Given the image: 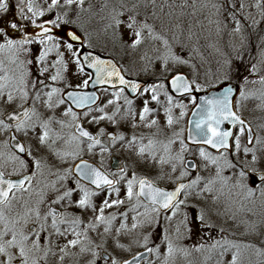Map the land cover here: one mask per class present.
Listing matches in <instances>:
<instances>
[{
  "label": "snow or ice",
  "instance_id": "obj_1",
  "mask_svg": "<svg viewBox=\"0 0 264 264\" xmlns=\"http://www.w3.org/2000/svg\"><path fill=\"white\" fill-rule=\"evenodd\" d=\"M155 0H153V3ZM85 0H64L61 4V0H51L48 5L47 11L51 12L53 9H64L63 12H58L54 19L41 20L37 22V18H42L45 15L44 10H42L38 5H35L33 0H20L16 4V10L19 12V16L16 17L12 15L9 17L11 11L10 0H0V53H9L10 61L17 64L19 67H23L25 64L33 63L32 60L25 59L20 60V56L24 54H31V48L28 47L34 43L42 45L35 56V61L39 65L36 69L37 76L36 79L32 81L31 88L33 89V99L31 101V106H25L29 101L28 92V80L27 77L31 75L30 72H21L19 76V84L23 87H17L16 91L20 93L19 100L20 104L18 107L12 108L11 111L8 109L16 103L17 97L13 95L12 91H8L5 95V88H7L8 83L12 81V77L8 75L0 76V132L8 134L9 140L4 143L3 147L6 152H0V157L6 156L8 160L19 165L22 176L19 179L13 180L10 178H5L3 171H0V264H49V257H55L58 253L55 249H59V261L58 264H64L66 256L76 255V253H71L70 249L79 248V255L90 253V258L85 261V264H143V253L139 255H134L132 259H122L117 260L113 257V251H109L108 237L113 232L115 227L114 221H116V214L109 216L104 215L105 208H112L114 205H122L123 200L114 199L111 200L112 193L115 192L117 197L119 196L120 189L116 187L120 183L119 180L110 179L109 175L103 172L100 168L93 166L87 160L81 159L79 163H75L72 167L65 168L62 173H54L57 175L59 181H67L70 178L74 180V187L63 184L61 187H56L55 182L51 185H45L49 187L53 195L49 196L48 193L41 189L37 195L39 199L34 202V205L30 203V200H24L23 196L19 197L22 201L21 209L15 210L13 201L18 198L15 196V192H32L33 189L32 181L36 178L37 174H43V167L47 166L51 173V169L54 165L42 164L44 156L41 155L39 159L33 157L31 163L24 157L32 156L33 148L29 147L17 136V133H23L28 136L29 132L37 133V120L39 116L35 108V101L41 100V90L43 88L49 87L47 83V77L44 74L49 71L48 67L44 66L46 63V58L53 51L57 53V59L54 61L53 66L56 67V72L51 76V81L55 82L62 79V72L67 70L68 63L65 59V54L67 53L71 60L76 64L78 71L84 73L85 68L93 69L94 76L89 75L87 79L82 81V84L77 85L78 89H73L66 93V96L62 93L60 88H52L50 92L44 93L47 96L45 103L48 108L53 107L52 96L57 94L60 98L58 100L59 104H67L64 115L71 116L73 124L76 129V133L72 135V140L76 142V150L72 152L61 153L52 149L56 156H58L61 161L67 162V157L71 156L73 159L79 157L82 148L80 145L87 141L88 150L92 151L96 146L101 147V152L107 151L108 149L101 144L100 139L97 136L92 135L87 131L80 121V116L77 112L73 110V106L76 109L86 108L88 111L84 112V116L87 117L89 112L92 111V105H94L98 99L96 94L88 93L82 89H87L89 87L90 81L94 79L95 84H111L113 88L117 87L114 82L118 81L120 87L119 91L114 92L115 100H109L108 105L114 104L119 101L121 94L124 92L125 87L131 89L132 93L145 94L151 92V99L159 103V91L165 89V84H153L150 87H144L141 91V85L129 80H126L120 73V69L116 67L111 61L101 59L99 56L92 55L91 53L82 54L77 50L76 42L83 40L82 35L77 30L82 28V24H77L80 19L81 14L85 11L84 9ZM76 6L75 9L73 6ZM138 5L133 4V9ZM107 7V4L104 5ZM121 9L126 8L120 0ZM211 7L215 9V15L222 16L224 11H227L228 18L235 23V28L233 29L236 33L242 32L241 21L237 18L246 7L241 0L239 9L237 12V5L235 0H227V3L216 2L212 3ZM255 7L257 9H262L261 18L264 19V0H258ZM89 11L91 10V5L89 6ZM75 11V19L71 18V14ZM124 11L117 10L115 7L112 9V16L110 23L107 27L112 29H118L122 25L129 30L132 48H136L142 43L143 32L145 29L148 30L149 35H153L154 27L146 22H139L136 15H129L127 20L122 19L124 16ZM251 14H249L250 16ZM63 17V19H62ZM248 17H245L247 19ZM223 21L217 19L215 23L218 28ZM259 22L252 20V24L255 26ZM62 25H75L71 30L65 31L63 36H58L54 30L59 29ZM226 26V25H225ZM34 29L35 31L29 32V29ZM12 33H19V37H15ZM67 39H64V37ZM154 39L159 38L153 36ZM167 46L168 41L164 40ZM63 48V51H61ZM171 59L176 62L186 63L178 56H172ZM237 59H243L242 56L238 55ZM169 57H164V68L167 71ZM251 71L255 73L257 71L256 65H253ZM0 72H6L4 68L3 60H0ZM247 77L244 78V83H248ZM252 83H257V81H252ZM258 83L264 85V77H261ZM171 87L175 89L177 93L181 95L187 94L191 103L197 105V96L193 95L194 92L206 91V86L195 80H189L186 76L182 74H177L171 79ZM233 94L234 89L231 86H226L223 89L222 94L207 96L205 95L196 107V111L193 112L192 124L194 127L188 130V139L193 143L198 145H211L213 149L223 150L219 152L218 155H211L203 147L199 149V155L206 162H211L212 165L217 167V171L214 178H211L205 183L204 188L199 190V185L202 181V177L197 175L194 179L184 182V178L190 175L193 170L199 171V167L192 161H188L184 157V153L187 150V145L184 143L183 139H180L182 132H177L173 134V138H169L167 143L159 142L162 145L164 155L158 157L157 152V141L149 140L147 145L141 144L139 148V154L143 156L145 152L151 156L153 162H157L163 169L165 164H170L172 169V174L177 172L180 168L179 176L176 177L177 184L174 190L168 191L162 188L156 187L154 183L146 178H137L133 174L131 179L126 181L127 183V199L129 201L133 200L135 197V205L133 210H136L141 206L145 208V211L138 213V216L145 217L144 221H138L136 217H133L134 223L131 225V229H135L138 226H143L144 224L152 225L156 222L155 217H151V213H160L161 211L167 212L171 211V217L165 215V220H171L176 217L178 211L181 207H188L187 201L192 195V189H198L197 195L200 191L211 193L212 186L220 181L227 184L235 178V183L232 185L238 188L240 192L245 194V198L255 197L256 193L259 192L260 196L264 198V168L260 167L261 157L257 154L258 149L253 145L264 146V138L256 136L253 134V130L250 125L246 123L241 116L234 111L233 104ZM167 97V103L169 107L165 109L167 116V125L171 127L174 123V118L172 115V108L178 107L185 109L187 106L180 103H174L173 96L169 95L165 91ZM241 100L248 99V94L244 91L239 92ZM262 99H264V94H262ZM125 103L129 105V115H131V105L132 101L127 97L124 98ZM239 103V102H237ZM105 105L103 108H98L97 111L101 113L99 116L93 115L91 117L92 121L98 120H114L115 116L119 113L120 107L117 105L116 112L112 115H108L105 112ZM154 111L148 107V101H144V107L142 112L139 114V119L141 121H147L149 115ZM186 113L181 112V116ZM33 117H37L34 120ZM54 117H50L47 120H40L39 127L42 129L41 133L36 134V140L39 145H47L50 139V124ZM229 121L235 128L237 125L238 134L231 130L222 129L221 125L224 121ZM63 125V121H60ZM157 124L156 120H151L148 123V127ZM135 127V125H134ZM247 133V145L243 147V153L245 157L249 154L251 155V160H241V137ZM59 138V137H57ZM110 139L113 143L117 140H124L123 135L117 136L112 134ZM142 139V138H141ZM176 139H180V150L175 155L172 154V145L176 143ZM137 140L135 135L132 136L130 144H134ZM230 141H234V150L232 151V157L229 158V150L233 149V144ZM252 145V146H249ZM16 149L17 151H12ZM264 150V149H261ZM36 151H40L39 147H36ZM207 168V163L204 165ZM34 168V170H32ZM225 170H231V175L225 176L223 172ZM123 172V170H121ZM121 180L125 179V175H121ZM87 181L91 185L95 186V190L89 189L81 181ZM27 185V187H26ZM138 185V191H136V186ZM107 187L110 191L108 192V198L103 200V206L99 208V214L95 215L94 219H90L87 224H84L83 214H85L89 209L95 214L97 211L96 205L92 201V197L99 194ZM79 191L81 193L80 198L73 200V195L75 192ZM184 194V198L180 199L181 194ZM215 199H219L216 197ZM67 203L69 208L75 206L81 210V215H77L73 212H58L53 205ZM47 203V209L42 210V206ZM120 215L123 217V222L120 223L119 228H116L117 234L122 231H130L128 228L127 219L128 213L121 212ZM199 223L201 227L211 229L217 227L210 219L205 218L204 212L201 210L198 216ZM103 225V233H99L98 230L100 226ZM183 225L185 231L189 234L192 232L190 226V221L188 220V215L186 212L183 213V219L180 224L177 225L176 232L179 238L180 228ZM223 231V228H220ZM91 231H97L100 236V241L96 242L92 236L89 235ZM164 240L167 241V256L171 257L173 253L177 250L182 251L185 255H188L189 250L187 248H176L173 245L171 239L167 234V229L164 230ZM210 235V233H209ZM6 239V237H9ZM53 236L57 238H63L64 243H53ZM42 237L44 243H42ZM71 237V238H69ZM147 239V238H146ZM225 244L229 245L231 248H236L237 251L233 254L230 264H238V258L240 255L239 246L225 241L224 244L221 241H216L214 244L208 246L211 249L217 248L219 246L223 250L219 253L221 257L224 256L225 252L228 250ZM116 247H124L118 242V236L116 240ZM206 247L205 244H200L195 248L196 251H200ZM159 255V249H155ZM152 248L148 249L151 253ZM219 264V262H218Z\"/></svg>",
  "mask_w": 264,
  "mask_h": 264
},
{
  "label": "rangeland",
  "instance_id": "obj_2",
  "mask_svg": "<svg viewBox=\"0 0 264 264\" xmlns=\"http://www.w3.org/2000/svg\"><path fill=\"white\" fill-rule=\"evenodd\" d=\"M15 3H19L20 0H13ZM41 1V0H40ZM44 1H46L44 3ZM51 0H42L44 3H36L45 15L42 20L54 19L58 12H63L64 9H53L51 12L47 11L48 5ZM91 1V10L89 6L85 8V11L81 14L77 24H82L83 27L78 30L85 37L86 48H91L100 51L104 54H108L114 57L119 64L126 70V72L135 78L141 80H148L150 87L153 84L163 83L165 89L159 91V103L151 109L154 111L149 115L147 121H141L139 114L142 112L141 105L143 101L149 102L148 107H152L154 100L151 99V92L140 94L135 99H131L127 96L125 91L121 94L119 101L114 104L108 105V101L115 100L113 95L114 91H105L103 101L95 110L89 112V115L85 117L83 113H78L82 117L88 126H94L96 132L104 134L107 130H112L117 136L123 135L124 140H117L115 143L112 142L113 153L119 156L123 160V172H115L119 183V189L127 190L128 179H131L133 174L139 179L142 177H148L158 183L159 185H170L173 181H177L176 177L179 176L180 168L177 169L175 174H171V165L165 164L163 169L157 162H153L151 156L145 152L143 156L139 154V148L141 144L147 145L149 140L157 141V152L158 157L164 155L161 143H167L169 138H173V134L182 132L180 139L184 140L185 133V119L188 115L191 105H193L190 99L187 97L173 98L174 103L184 104L187 107L181 109L178 107L172 108V115L174 123L171 127L167 125V116L165 109L169 107L167 103V97L165 91L170 95L166 87L167 79L179 72H185L190 80H195L206 86V90L215 87L223 82H234L237 83L241 90L248 94V99L241 100L238 96L236 100L237 112L245 117L249 123L253 126L256 136L264 138V85L258 83L261 77H264V19L261 18L262 9L255 7L258 0H243L246 5L244 8L248 17L245 20L237 17L242 24V32L236 33L233 31L235 23L231 21L227 16V11L223 12L222 16L215 15V9L211 7L212 3L223 2V0H122L126 8L121 9L120 0H88ZM162 1V2H161ZM165 1V2H163ZM241 2V0H239ZM107 4V7L104 5ZM133 4L138 5L133 9ZM240 4V3H239ZM42 5V7H41ZM75 6V5H74ZM73 8L75 9V7ZM92 7L93 10H92ZM124 11L122 19L127 20L129 15H139L136 17L139 22H146L154 27L153 35H149L148 30L145 29L143 32L142 43L136 48H132L129 45L131 40L129 38L130 32L123 25L118 29L108 28L107 26L112 23V9ZM237 10V9H236ZM238 12V10H237ZM249 14H251L249 16ZM71 18L75 19V11L71 14ZM63 19V17H62ZM221 19L223 22L219 25V28L215 21ZM252 20H256L259 23L255 26L252 24ZM226 25V26H225ZM75 25H62L61 27ZM35 31L34 29H29ZM259 35V38H257ZM153 36L159 38L154 39ZM168 41L167 46L164 40ZM256 39V40H255ZM255 41V42H254ZM252 44V47H251ZM31 54H24L20 56V60L29 59L33 63L25 64L23 67H19L10 61V55H6L1 58L4 62V68L6 69L5 75L12 77V81L8 83L5 88V95L8 91H15L17 87H23L19 84V76L21 72H30L31 75L27 77L28 80V92L29 101L27 104L31 106L33 99L31 83L36 79L37 65L35 56L38 51L42 49V45L34 43L30 46ZM251 48V52L249 49ZM63 51V48H61ZM240 55L243 59H237ZM169 57L168 68L165 71L164 68V57ZM172 56H178L183 62H176L171 59ZM56 51H53L46 58L44 66L48 67L49 71L44 74V79L47 77V83L49 87L41 90V100L35 101V108L39 116L33 117L37 120V130L41 133L42 130L39 128L40 120H47L50 117H54L50 124V129L58 134L64 135L66 139H62L60 147L62 152H72L76 150V142L72 140L74 124L71 116H65L64 112L68 107L66 104H59V96L53 94L52 103L53 107L48 108L45 101L48 99L44 95L46 92H50L52 88H60L62 91L66 87H77L82 84L84 79L88 78V74L80 73L76 64L71 60L68 54H65V59L68 63L66 71L62 72V79L55 82L51 81V76L55 74L56 67L53 66L54 61L57 59ZM256 65L257 71L253 73L251 68ZM0 76L1 75L0 72ZM247 77L248 83H244V78ZM257 81V83H252ZM13 88V89H12ZM18 93L16 103L13 104L8 110L18 107L20 104ZM125 97L132 101L131 115H129V105L125 103ZM105 101V102H104ZM157 102V101H155ZM239 102V103H237ZM105 108V112L108 115H112L116 112L117 105L120 107L119 113L115 116V119L110 121L107 119L92 121L93 115L99 116L101 113L97 111L98 108ZM184 111L186 114L181 116V112ZM151 120H156L157 124L148 127V123ZM63 121V125L60 123ZM135 125V127H134ZM29 132L28 136L23 133H18L23 139L25 144L33 148L32 156L26 157L25 159L31 163L32 158L39 159L41 155L44 156L42 164L54 165L51 169V173L47 166L43 167V174H37L36 178L32 181L33 189L32 192L14 193L18 198L12 203L15 210H22L19 199L21 195L24 200H30V203L34 205V202L39 199L37 193L43 189L44 192L49 189L45 185H51L53 182L58 180L57 175L54 173L61 172L68 167H72L73 161L83 156H90L91 159L104 162V153L91 154L88 148L81 144L80 148L82 151L79 157L73 159L71 156L67 157V162L61 161L59 158H55L52 149H45L44 145H40V151H36V140L31 136ZM238 134V133H237ZM135 135L137 140L134 144L129 142L132 140V136ZM142 138V139H141ZM180 139H176V143L172 145V154L175 155L180 150ZM8 141V134L0 132V152H6L3 145ZM49 143V141H48ZM257 147V154L261 157L260 167L264 168V146L255 145ZM245 146V138L241 137V152L240 159L251 160L249 154L245 157L243 153V147ZM207 151V150H206ZM211 155L213 154L207 151ZM229 158H233L232 154H229ZM191 156L195 158L199 165V171L193 176V179L199 175L203 179L199 185V190L204 188L205 183L211 178L215 177L217 167L212 165L211 162H206L199 155V149L188 148L184 153V157ZM207 163V168L204 167ZM0 169L7 175H21L19 165L8 160L6 156L0 157ZM34 170V168L32 169ZM121 175H125V179L121 180ZM223 175H231V170H225ZM71 179V178H70ZM70 179L67 181H61L68 185ZM235 178L227 184L217 181L212 186L213 190L211 193L200 191L197 195L198 189H192V195L189 197L187 204L188 207H181L176 217L171 220H165V215L171 217V213H151V217H155L156 222L152 225L144 224L138 226L135 229H131V225L134 223L133 217H136L138 221H144L145 217L138 216V213L145 211V208L141 204L139 208L133 210L136 203L135 197L133 200H123L122 205H115L109 210H104V215L109 216L116 214L117 219L114 221L113 232L108 237L109 251H113L116 246V240L118 236V242L124 246V250L115 248L113 257L117 260H122L125 257L133 254L140 248L147 246L151 243L154 244L151 263L149 264H226L225 258H228L229 250L235 253L236 248H231L225 244L228 250L225 252L224 257H218V251L223 249L217 246L215 249H211L208 246L214 244L216 241H221L224 244L225 241L232 242L239 246V248L246 247L251 251L253 256H264V198H262L259 192L256 193L255 197L245 198V194L240 192L238 188L233 187ZM70 186V185H68ZM27 187V186H26ZM74 187V186H73ZM136 190V189H135ZM47 193V192H46ZM114 196H116V193ZM121 193V191H120ZM219 197V199H215ZM184 198V194L182 199ZM47 204V203H46ZM46 204L42 206V210H46ZM92 216H84V224L86 225L90 219H94L95 215L99 214V208ZM141 209L140 212H138ZM201 210L205 214L206 219H210L212 223L217 225L211 229L201 227L198 216ZM121 212L128 213L127 225L131 229L127 236V242L123 241V231L117 234L116 228L120 225L123 217L120 215ZM186 212L190 226L192 228L191 234L187 233L181 225L179 238L177 237L176 228L183 219V213ZM75 214L81 215L79 210L75 211ZM118 222V223H117ZM2 227V225H0ZM103 225L100 226L98 232L103 233ZM167 229L169 239L173 242L176 248H187L189 250L188 255H185L182 251H175L171 257L167 256V241L164 240V230ZM223 228V231L220 230ZM210 233V235H209ZM96 242L100 241V236L97 231H91L89 233ZM128 235V234H127ZM147 238V239H146ZM111 240H114V246H111ZM205 244L206 247L200 251H196L195 248L200 244ZM159 249V255L155 249ZM90 258V253L81 256V263L85 264V261ZM224 260V261H223Z\"/></svg>",
  "mask_w": 264,
  "mask_h": 264
},
{
  "label": "flooded vegetation",
  "instance_id": "obj_3",
  "mask_svg": "<svg viewBox=\"0 0 264 264\" xmlns=\"http://www.w3.org/2000/svg\"><path fill=\"white\" fill-rule=\"evenodd\" d=\"M33 2H34V0H33ZM38 2H40V3H43L42 2V0L40 1V0H36V3H38ZM46 1H44V3H45ZM35 3V2H34ZM43 3V4H44ZM16 4L17 3H15L13 0H10V5H11V11H10V13H9V17H11L12 15H15L16 17H18L19 16V12L16 10ZM41 7H42V5H41ZM43 18H37V22L39 23V22H41V20H42ZM57 30V29H56ZM56 30H54L55 31V33H56ZM29 32H32V31H30L29 30ZM12 35L13 36H15V37H19V33H12ZM85 38V37H84ZM39 45V44H38ZM77 46V45H76ZM77 50H79L80 51V46H77ZM6 55H10L9 53H0V60H1V58H4ZM107 55V54H106ZM123 71L125 72V73H127L126 72V70L123 68ZM87 74H88V76L89 75H91L89 72H86ZM128 74V73H127ZM1 75H5V73L4 72H1ZM129 75V74H128ZM139 79V78H138ZM141 80V79H140ZM143 81H146L147 82V84H146V86L145 87H147L149 84H150V82L148 81V80H143ZM239 88H240V86L239 85H237ZM166 87H167V85H166ZM68 88H77V87H66L65 86V88L63 89V91H62V93L66 90V89H68ZM13 89V88H12ZM143 89V88H142ZM142 89H141V91H142ZM43 90V89H42ZM104 90L105 91H114V90H112V89H105V88H102V89H99L98 91L100 92V94H101V100H100V102L94 107V108H92V111L93 110H95L99 105H101V103H102V101H103V94L105 93L104 92ZM167 90H168V88H167ZM241 90V89H240ZM10 91H12L13 92V95L14 96H18V91H13V90H10ZM44 91V90H43ZM125 91V90H124ZM125 93L127 94V96L128 97H130L129 95H128V93L125 91ZM138 95H140V93L138 94ZM137 95V96H138ZM171 95V94H170ZM136 96V97H137ZM136 97H130L131 99H135ZM60 98V97H59ZM173 98L174 99H176V97H174L173 96ZM238 98V97H237ZM178 99V98H177ZM187 99H189V97H187ZM105 102V101H104ZM154 103L155 104H153L152 105V107H150V108H153L154 106H157L158 105V102H155L154 101ZM148 105H149V102H148ZM25 106H30L29 104H26ZM192 106V105H191ZM143 107H144V101H143V104L141 105V107L140 108H142L143 109ZM9 111H11V110H9ZM85 111H88V109H86ZM85 111H83V112H85ZM83 112H77V113H83ZM187 118V117H186ZM80 119H82L83 120V123H84V126L85 127H87L95 136H97L99 139H100V141H101V144L102 145H104L108 150L107 151H103V152H101V147L98 145V146H96L92 151H91V154H100V153H104V158H105V160H104V162H101V161H97V160H94V159H91V157L90 156H83V157H81V158H79V159H76L75 161H73V163H72V166L77 162V161H79V160H81V159H85V160H89V161H91V162H93V163H95L96 165H98L99 166V168L103 171V172H105L106 174H108L111 178H113V179H116V180H118V178H117V176H115L114 175V173L115 172H120L122 169H123V167H124V164H123V160L119 157V156H117V155H115L114 153H113V148H112V141H111V139H110V136H109V134L110 133H113V131L112 130H107L104 134L102 133V134H99V133H97L96 132V128L94 127V126H88L86 123H85V121H84V119L82 118V117H80ZM253 127V126H252ZM74 128H75V126H74ZM238 128H239V126L236 128V131H238ZM40 130H42L41 128H39ZM254 130V129H253ZM185 131H186V119H185ZM255 132V131H254ZM37 133H38V130H37ZM37 133H30L31 134V136L36 140V134ZM73 133L75 134V132H74V129H73ZM116 134V133H115ZM185 134V133H184ZM255 135H256V133H255ZM17 136L19 137V139L20 140H22L23 141V139L19 136V134L17 133ZM57 137H59V138H57ZM62 139H66V137L63 135H58V134H56V133H54L51 129H50V139H49V145H51V148H49L47 145H44V147H45V149H55L56 151H59V152H61V153H63L62 152V148L60 147V143L62 142L61 140ZM8 140H9V137H8ZM24 142V141H23ZM25 143V142H24ZM185 143V142H184ZM83 145H85L87 148H88V144H87V141L85 140V142L83 143ZM36 146L38 147H40V145L38 144V141L36 140ZM44 147L42 146V147H40V148H43L44 149ZM188 148H191V149H193V147H190V146H187ZM12 151H14L13 149H12ZM15 152V151H14ZM53 155H55V153L53 152ZM114 156H116V157H118L120 160H121V168L120 169H114L113 167H112V163H113V157ZM55 158H58L59 159V157L58 156H54ZM24 158H26V157H24ZM187 158H193V157H191V156H186L185 157V159H187ZM0 171H2L1 169H0ZM198 172V171H197ZM196 172V173H197ZM196 173H193V172H190V175L189 176H186L185 178H184V182L186 181H189V180H191V179H193V176L196 174ZM5 174V173H4ZM23 174V173H22ZM22 174L21 175H7V174H5V176H8V177H21L22 176ZM171 174H172V170H171ZM142 178H146V179H148V180H150V181H152L155 185H158V186H160V187H163L164 189H166V190H173L175 187H176V184H177V181H173V183H171L170 185H164V186H162V185H159L158 183H156L155 181H153L152 179H150V178H148V177H142ZM70 183L68 184V185H70V186H75L74 185V180L73 179H70V181H69ZM81 183H83V184H85L89 189H91V190H95V188L93 187V186H91V185H88V184H86V183H84L83 181H81ZM63 184H66V182L65 183H62L61 181H59V180H56V182H55V185H56V187H61ZM27 186V185H26ZM116 187H119V184H117L116 185ZM110 190L107 188V187H105L104 188V190L103 191H100L99 192V194L98 195H96V196H94V197H92V201H93V203L96 205V208L97 207H99L100 205H102L103 204V200L104 199H106V198H108V192H109ZM121 191V193H119V196L117 197V195L116 196H114V193H112V196H111V200H114V199H120V200H128L127 199V195H126V192H127V190H125V189H121L120 190ZM136 191H138V185L136 186ZM47 193H48V195L49 196H51V195H53V193L51 192V190H50V188L49 189H47V191H46ZM15 193H17V192H15ZM80 195H81V193L79 192V191H77V192H75L74 193V195H73V200H77V199H79L80 198ZM182 196H183V193L181 194V197H180V199H182ZM142 205H143V203H142ZM115 206V205H114ZM113 206V207H114ZM46 207H47V204H46ZM53 207H55L56 209H57V211L58 212H65V211H67V212H73V213H75V211L76 210H79L80 212H81V210L80 209H78V208H76L75 206H73V207H71V208H69L68 206H67V203L66 202H64V203H61V204H57V205H53ZM112 207V208H113ZM142 207V206H141ZM144 207V206H143ZM107 210H109L110 208H106ZM105 209V210H106ZM141 211V209L138 211V212H140ZM92 211H91V209H89L85 214H84V216H89V218H90V216H92ZM160 213H162V214H169V213H171V211H167V212H164V211H161ZM122 222H123V220H122ZM118 223V222H117ZM118 228H119V226H118ZM128 234V235H127ZM123 241L124 242H127V236L129 237V235H130V233H128V231H123ZM8 238H10V236L9 237H6V239H8ZM69 238H71V237H69ZM53 243L55 244V243H60V244H63L65 241H64V239L63 238H57V237H55V236H53ZM42 243H44V241H43V237H42V241H41ZM114 240H113V242H112V240H111V246H114ZM148 247H151L152 249L154 248V244L153 243H151V244H149V245H147V246H144V247H142V248H140L139 250H137L136 252H134L133 254H131V255H129V256H127V257H125L124 259H127V258H129L130 256H132V255H134L135 253H137L138 251H140V250H142V249H145V248H148ZM114 248H117V249H120V250H124V247H116V246H114ZM55 251L58 253V255L57 256H55V257H49V264H58V261H59V249L57 248V249H55ZM71 253H76V255H69V256H66L65 257V260H64V264H80L81 263V256L79 255V248L77 247L76 249H70L69 250ZM153 252V251H152ZM152 252H151V257H152ZM84 255H86V254H84ZM151 257H150V259L149 260H147V261H145V262H143V264H149V263H151L150 261L152 260L151 259Z\"/></svg>",
  "mask_w": 264,
  "mask_h": 264
},
{
  "label": "water",
  "instance_id": "obj_4",
  "mask_svg": "<svg viewBox=\"0 0 264 264\" xmlns=\"http://www.w3.org/2000/svg\"><path fill=\"white\" fill-rule=\"evenodd\" d=\"M72 28H73L72 26L60 27L59 29L56 30V34H57L58 36H63V34L65 33V31H67V30H71ZM77 30H78V29H77ZM78 31H79V30H78ZM79 32H80V31H79ZM80 34H81V32H80ZM81 35H82V34H81ZM82 37H83L82 42H81V41H77V42H76V45H79V46H80V52H81L82 54H85V55H86V54H88V53H91L92 55L99 56L101 59L111 61L113 64L116 65V67H117L118 69H120V73H121V75H123V76L125 77L126 80H129V81H132V82H135V83H139V84L141 85V89H142L143 87L146 86V84H147L146 81H143V80H140V79H137V78H134V77H131V76H128L127 74H125V73L123 72V70H122L120 64L117 62V60H116L114 57H112V56H110V55H105V54H103V53H101V52H99V51H97V50H94V49L86 48L85 45H84V36L82 35ZM64 39H67V37L65 36ZM85 71L89 72L91 75L94 76V70H93V69L85 68ZM177 74H182V75L186 76V77L190 80L189 76H188L185 72H179V73H176V74L170 76V77L167 79V81H166V84H167L168 90H169V92H170L172 95H174V96H176V97H184V96H188L187 94L181 95L180 93H177V92L175 91V89H173V88L171 87V79H172L175 75H177ZM114 82L117 84V87H115V88H113L111 84H95V81H94V79H93L92 81H90V83H89V87H88L87 89H82L83 91H86V92H88V93H93V92H94V93L96 94V96L98 97L96 103H95L94 105H92V108L95 107V106L100 102V100H101V94H100V92L98 91L99 89H102V88H105V89H119L120 87H124V86H122V85H119V84H118V81L115 80V78H114ZM226 86H231V87H233V89H234V94H233L232 99H233V104H234V109H233V110L236 111V108H235V102H236L237 96L239 95L240 88H239L235 83H233V82H228V81L223 82V83H221V84H219V85H217V86H215V87H212V88H210V89H208V90H206V91L194 92L193 95L197 96V105L199 104V101H200L205 95H207V96H213V95L222 94V93H223V89H224ZM73 89L81 90V89H78V88H68V89H66V90L63 92V94L66 96V93H67L68 91L73 90ZM125 91L128 93V95H129L130 97H136V96L139 94V93H132V92H131V89L128 88V87H125ZM197 105H192V106H191V109H190L189 114H188V116H187V119H186V131H185L184 141H185V143H186L187 145H189V146H191V147H204V148H207V149H208L209 151H211L212 153L218 154L219 152H222L223 150H219V152H218V150H217V149H213V148L211 147V145H198V144H195V143H193L191 140L188 139V130H189V128L194 127L193 124H192V121H193V112L196 111V107H197ZM73 110L76 111V112H83V111L86 110V108L76 109V108L73 106ZM236 112H237V111H236ZM241 118L244 119V120L246 121V123H247L248 125L251 126V124H250L245 118H243V117H241ZM79 122L82 123V126H83L87 131H89L92 135H94V134H93V133H92L87 127L84 126V123H83V120H82V119H80ZM237 126H238V125H237ZM237 126H236V127H237ZM221 127H222V129L231 130V131H233V132L235 133V129H236V127L234 128V127L232 126V124H231L229 121H227V120L224 121V123L221 125ZM251 128H252V130H253V127H252V126H251ZM74 132L76 133V129H75V128H74ZM112 134H115V133H114V132H113V133H110L109 136H111ZM253 134L255 135L254 130H253ZM94 136H95V135H94ZM18 138H19V137H18ZM230 143L233 144L232 141H230ZM253 143H254V141H253ZM245 144L247 145V133H245ZM249 146H252V145H249ZM13 150H14V151H17L16 149H13ZM232 151H233V149H230V150H229V153H232ZM83 160H85V159H83ZM186 160H188V161H192V162H194V163L198 166V163H197V161H196L194 158H187ZM79 161H80V160H79ZM79 161H77L76 163H79ZM87 161H88L89 163H91L93 166L99 168V166L96 165L95 163H93V162H91V161H89V160H87ZM121 165H122V164H121V160H120L118 157L114 156V157H113L112 167H113L114 169H120V168H121ZM198 167H199V166H198ZM191 172L196 173L197 171H196V170H193V171H191ZM5 178H10V179L16 180V179H19V178H21V177H8V176H5ZM109 178H110V179H113V178H111L110 176H109ZM82 181H83V180H82ZM83 182L86 183V184H88V185H91V184L88 183L87 181H83ZM185 182H186V181H185ZM154 185H155V184H154ZM91 186H93V187L95 188L94 185H91ZM155 186L164 189L163 187H160V186H158V185H155ZM164 190H166V189H164ZM173 190H174V189H173ZM168 191H172V190H168ZM149 248H151V247H148V248L142 249V250L138 251L137 253H135L134 255H139L140 253H143L144 256H143L142 259H143V262H145V261L149 260L150 257H151V253L148 252V249H149ZM134 255L130 256V257L127 258V259H129V260L132 259V257H133Z\"/></svg>",
  "mask_w": 264,
  "mask_h": 264
},
{
  "label": "trees",
  "instance_id": "obj_5",
  "mask_svg": "<svg viewBox=\"0 0 264 264\" xmlns=\"http://www.w3.org/2000/svg\"><path fill=\"white\" fill-rule=\"evenodd\" d=\"M223 1L225 3H227V0H223ZM63 2H64V0H61V4H63ZM163 2H165V1H163ZM235 2H236L237 10H238V13H239L240 12V9H239V5H240L239 3H240V1L239 0H235ZM90 4H93V3H91V1L89 2L88 0H85L84 9L87 6H89ZM74 7H76V6H74ZM93 8L94 7H92V10H93ZM57 10L59 11V9H57ZM246 15H247V13H246V11L244 9L243 12L238 15V17L240 19H242V20H245ZM258 38H259V35H257V38L256 39H258ZM251 47H252V44H251ZM249 51L251 52V48L249 49ZM43 90H45V89H43ZM239 252H240V255H239V258H238V264H264V256L263 255H260V256H255L254 255L253 256V254L251 253V251H249V249H247L246 247L239 248ZM219 253H220V251H218V257L220 259L222 257L219 255ZM233 254H234V252L232 251V249H230L229 250V254L227 255L228 258H225L226 261H224V260L223 261L226 264H230V261L232 260Z\"/></svg>",
  "mask_w": 264,
  "mask_h": 264
}]
</instances>
